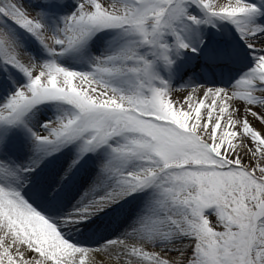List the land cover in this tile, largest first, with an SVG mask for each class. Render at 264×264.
<instances>
[{
    "label": "snow or ice",
    "instance_id": "1",
    "mask_svg": "<svg viewBox=\"0 0 264 264\" xmlns=\"http://www.w3.org/2000/svg\"><path fill=\"white\" fill-rule=\"evenodd\" d=\"M0 264H264V0H0Z\"/></svg>",
    "mask_w": 264,
    "mask_h": 264
}]
</instances>
